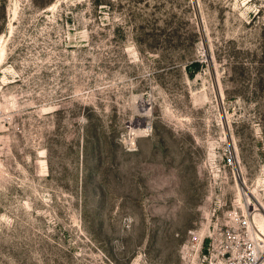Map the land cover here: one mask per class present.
<instances>
[{
  "label": "rangeland",
  "instance_id": "rangeland-1",
  "mask_svg": "<svg viewBox=\"0 0 264 264\" xmlns=\"http://www.w3.org/2000/svg\"><path fill=\"white\" fill-rule=\"evenodd\" d=\"M235 212L264 233V0H0V264H202Z\"/></svg>",
  "mask_w": 264,
  "mask_h": 264
},
{
  "label": "built area",
  "instance_id": "built-area-1",
  "mask_svg": "<svg viewBox=\"0 0 264 264\" xmlns=\"http://www.w3.org/2000/svg\"><path fill=\"white\" fill-rule=\"evenodd\" d=\"M232 215H236L241 221L236 230L228 228L225 232L230 238V245L221 251L208 252L201 259V263L264 264V233L260 236L258 233L252 234L246 216L242 218L236 212Z\"/></svg>",
  "mask_w": 264,
  "mask_h": 264
},
{
  "label": "bare ground",
  "instance_id": "bare-ground-1",
  "mask_svg": "<svg viewBox=\"0 0 264 264\" xmlns=\"http://www.w3.org/2000/svg\"><path fill=\"white\" fill-rule=\"evenodd\" d=\"M257 224H258V226H259V228H260V230L262 231V232H264V219L262 218L261 220H257ZM255 229V228H254ZM256 231V230H255ZM262 232H260V233H262ZM258 236H260L259 234H258Z\"/></svg>",
  "mask_w": 264,
  "mask_h": 264
},
{
  "label": "trees",
  "instance_id": "trees-1",
  "mask_svg": "<svg viewBox=\"0 0 264 264\" xmlns=\"http://www.w3.org/2000/svg\"><path fill=\"white\" fill-rule=\"evenodd\" d=\"M196 65H199L198 62L196 63Z\"/></svg>",
  "mask_w": 264,
  "mask_h": 264
}]
</instances>
